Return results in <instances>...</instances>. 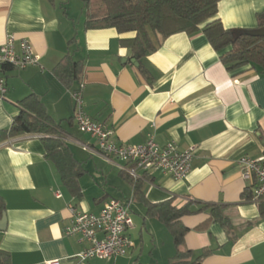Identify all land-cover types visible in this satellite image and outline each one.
Here are the masks:
<instances>
[{
	"label": "crops",
	"instance_id": "obj_1",
	"mask_svg": "<svg viewBox=\"0 0 264 264\" xmlns=\"http://www.w3.org/2000/svg\"><path fill=\"white\" fill-rule=\"evenodd\" d=\"M86 12L80 24L68 2L0 0V46L14 35L31 42L40 58V66L7 69L0 131L11 128L21 101L35 95L59 125L56 137L86 171L80 179L82 194L73 197L45 156L43 136L24 134L1 143L6 227L0 231V250L10 254L11 264H173V236L149 215V207L171 202L182 208L196 202L194 208L197 203L221 206L232 228L207 212L187 215L181 219L189 229L184 250L195 256L209 250L202 264H264V218L260 203L243 199L251 186L239 163L243 157H264V68L230 72L203 33L166 39L151 34L157 45L145 59L151 84L121 44L134 34L87 30ZM260 14L264 0H219L218 18L227 30H256ZM67 54L82 62L86 112L112 129L118 144H143L152 135L160 146L194 148L186 179L140 170L134 179L122 169L126 164L98 152L96 140L81 133L74 121L72 94L78 82L69 86L56 72ZM110 199L132 200L134 247L123 257L82 261L78 255L85 244L65 235L69 208L99 214Z\"/></svg>",
	"mask_w": 264,
	"mask_h": 264
},
{
	"label": "trees",
	"instance_id": "obj_2",
	"mask_svg": "<svg viewBox=\"0 0 264 264\" xmlns=\"http://www.w3.org/2000/svg\"><path fill=\"white\" fill-rule=\"evenodd\" d=\"M53 1V0H49ZM87 2L85 28L115 29L120 35L134 34V37L121 40L132 57L139 63V71L152 84L153 75L145 65V59L155 52L157 45L151 34L166 39L172 35L185 33L194 36L203 33L215 51L221 53V61L230 72L239 71L247 66L254 69L264 68V37L241 35L238 31L227 30L218 18L219 0H100L97 7ZM259 28L264 29V14L258 16ZM82 62L67 54L56 67V72L67 85L80 84ZM21 111L14 118L10 129L0 131V144L8 139L24 134L41 135L45 156L52 161L63 185L73 197L82 194L80 179L85 170L73 156L69 147L56 137L59 125L48 115L42 101L35 95L28 96L20 103ZM138 188V187H137ZM252 192L243 195L244 200L252 199ZM189 202L177 208L171 202L150 206L148 213L166 226L173 236L176 247L173 264H202L211 252L204 250L195 256L184 250V238L189 229L182 218L207 212L213 221L226 229H231L230 220L223 214L221 206ZM5 201L0 196V221L5 213ZM261 216L264 218V202L260 203ZM0 264H11L10 254L0 250Z\"/></svg>",
	"mask_w": 264,
	"mask_h": 264
},
{
	"label": "built area",
	"instance_id": "obj_3",
	"mask_svg": "<svg viewBox=\"0 0 264 264\" xmlns=\"http://www.w3.org/2000/svg\"><path fill=\"white\" fill-rule=\"evenodd\" d=\"M36 66H40V58L31 42L9 35L0 46V99L5 100L8 93V68L20 71ZM83 91L84 84L80 83L72 94L75 103L74 121L81 133L96 140L98 152L103 157L126 164L122 169L134 179H137L139 170L147 174L161 172L176 181L187 178L192 170L194 148L180 150L174 143L160 146L152 135L143 144H118L114 139L115 132L93 120L86 112ZM239 163L243 179L251 186L252 200L264 202V157H243ZM55 196L62 198L60 193ZM131 207L132 200L118 199L106 201L99 214L79 211L70 206L71 223L65 235L76 237L85 244L78 255L80 260H111L128 255L134 247L129 234L134 227Z\"/></svg>",
	"mask_w": 264,
	"mask_h": 264
},
{
	"label": "rangeland",
	"instance_id": "obj_4",
	"mask_svg": "<svg viewBox=\"0 0 264 264\" xmlns=\"http://www.w3.org/2000/svg\"><path fill=\"white\" fill-rule=\"evenodd\" d=\"M63 1L69 3V10L71 11V14L73 15L75 13L78 23L81 24L85 19V11L87 9L86 0H57L59 4ZM99 3L100 0H92L90 6L95 8Z\"/></svg>",
	"mask_w": 264,
	"mask_h": 264
},
{
	"label": "water",
	"instance_id": "obj_5",
	"mask_svg": "<svg viewBox=\"0 0 264 264\" xmlns=\"http://www.w3.org/2000/svg\"><path fill=\"white\" fill-rule=\"evenodd\" d=\"M241 35H249L252 37H264V29H256V30H241L235 33V37H239ZM136 66H138V63L134 61ZM6 227V214H3V218L0 221V231L5 230Z\"/></svg>",
	"mask_w": 264,
	"mask_h": 264
}]
</instances>
